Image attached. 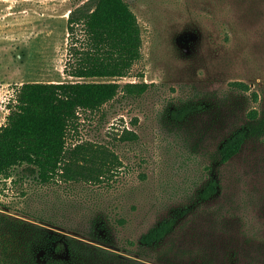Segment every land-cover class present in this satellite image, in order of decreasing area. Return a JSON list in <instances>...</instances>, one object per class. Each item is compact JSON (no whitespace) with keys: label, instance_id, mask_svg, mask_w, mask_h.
I'll return each mask as SVG.
<instances>
[{"label":"rangeland","instance_id":"rangeland-1","mask_svg":"<svg viewBox=\"0 0 264 264\" xmlns=\"http://www.w3.org/2000/svg\"><path fill=\"white\" fill-rule=\"evenodd\" d=\"M126 1L143 57L123 78H76L65 72L68 19L95 1L0 0V129L24 83L149 84L80 110L68 132L69 148L91 143L117 155L107 178L42 185L17 168L0 177V215L45 218L83 240L89 250L73 264H264V134L228 162L219 152L237 129L264 121V0ZM188 106L185 119L174 116ZM212 180L217 191L202 200ZM172 216L180 220L162 243H140Z\"/></svg>","mask_w":264,"mask_h":264},{"label":"trees","instance_id":"trees-1","mask_svg":"<svg viewBox=\"0 0 264 264\" xmlns=\"http://www.w3.org/2000/svg\"><path fill=\"white\" fill-rule=\"evenodd\" d=\"M94 1L92 9L76 8L70 12L65 72L76 78L126 77L143 57L138 18L126 0ZM232 85L248 89L242 82ZM148 88L146 82L24 83L16 91V105L12 106L7 123L0 129V177L9 180L17 168H22L24 176L42 185L57 179L67 183L102 182L121 163L117 155L91 143L69 148L68 132L79 120L80 110L96 112L120 93L136 97ZM254 95L257 99L258 95ZM192 110L188 106L173 114L182 120ZM251 115L253 119L258 117L256 111ZM260 134H264V121L237 129L220 147L221 160L228 162L249 139ZM217 187L218 182L212 180L201 192V199L212 198ZM178 217L160 221L141 236L140 243L150 248L162 243L175 230ZM55 225L40 217L31 221L0 215V264L80 262V255L89 250L86 243L53 229ZM95 225L106 227L103 221H95Z\"/></svg>","mask_w":264,"mask_h":264}]
</instances>
